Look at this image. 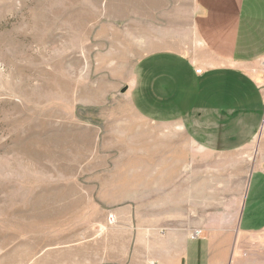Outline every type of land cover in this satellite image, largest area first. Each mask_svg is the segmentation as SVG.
<instances>
[{"label":"rangeland","instance_id":"obj_1","mask_svg":"<svg viewBox=\"0 0 264 264\" xmlns=\"http://www.w3.org/2000/svg\"><path fill=\"white\" fill-rule=\"evenodd\" d=\"M133 4L146 14L135 0H0V264H137L172 232L238 218L253 162L133 107L143 54L200 52L192 4L155 7L138 19L148 34H133Z\"/></svg>","mask_w":264,"mask_h":264},{"label":"crops","instance_id":"obj_2","mask_svg":"<svg viewBox=\"0 0 264 264\" xmlns=\"http://www.w3.org/2000/svg\"><path fill=\"white\" fill-rule=\"evenodd\" d=\"M185 1L192 4L200 52L143 54L133 67V107L152 128L184 131L211 152H243L253 168L236 221L216 219L172 232L161 248L149 247L146 259L136 263L264 264V0H135L147 12L134 10L133 4V34L152 31L142 29L138 19L152 18L155 7ZM253 183L254 197L246 208Z\"/></svg>","mask_w":264,"mask_h":264},{"label":"built area","instance_id":"obj_3","mask_svg":"<svg viewBox=\"0 0 264 264\" xmlns=\"http://www.w3.org/2000/svg\"><path fill=\"white\" fill-rule=\"evenodd\" d=\"M196 73H201V69L200 68L196 69ZM261 76L264 77V67H263V69L261 71Z\"/></svg>","mask_w":264,"mask_h":264}]
</instances>
